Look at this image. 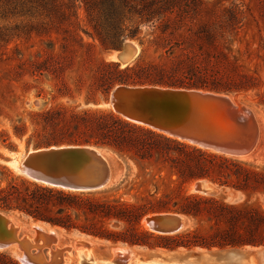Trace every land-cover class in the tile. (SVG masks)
<instances>
[{
    "label": "trees",
    "instance_id": "obj_1",
    "mask_svg": "<svg viewBox=\"0 0 264 264\" xmlns=\"http://www.w3.org/2000/svg\"><path fill=\"white\" fill-rule=\"evenodd\" d=\"M207 4V0H0V17L37 19L23 25L25 34L55 33L59 38V51H53L52 44L43 54L36 51L32 59L19 62L15 77L24 73L37 80L47 76L54 81L53 99L82 98L73 105L61 103L32 113L35 128L25 140L26 148L96 145L131 160L139 170L134 181L123 186L122 193L133 192L130 201L121 194L69 191L24 177L12 178L0 185V211L128 246L264 247V211L256 203H230L218 194L186 189L205 178L249 198L264 193L263 169L181 142L96 106L99 97L107 101L116 85L229 93L255 86L256 78L241 71L228 50L229 38L242 24V10L230 3L209 15ZM79 8L85 27L78 18ZM21 27L14 24L0 29V41L7 42ZM143 27L148 28L146 35ZM84 36L97 41L103 50L123 39H137L140 51L134 62L122 66L98 57L95 43ZM150 51L157 55L145 60ZM260 102L264 103V93ZM26 129L25 123L14 125L13 134L22 139ZM1 135L2 142L14 149L8 134ZM120 185L110 191L122 189ZM165 212L183 214L188 227L175 234H159L140 225L145 216ZM110 222L121 226L112 229ZM0 264L19 262L0 251Z\"/></svg>",
    "mask_w": 264,
    "mask_h": 264
},
{
    "label": "rangeland",
    "instance_id": "obj_2",
    "mask_svg": "<svg viewBox=\"0 0 264 264\" xmlns=\"http://www.w3.org/2000/svg\"><path fill=\"white\" fill-rule=\"evenodd\" d=\"M207 13L210 15L213 9L220 7H225L230 5V3H235L242 10V24L237 32L229 38L228 41V50L230 54L235 58L236 63L239 66V69L243 72L250 73L256 78V85L249 88L246 91L232 93L237 100L244 105L248 106L255 114V117L260 126V139L256 149L251 152V155L248 158H238L231 156L240 160L243 163H246L250 166L256 167L258 169L264 170V103L260 102V98L264 93V0H207ZM78 18L80 20L81 26L85 27L84 22V13L82 8L78 9ZM37 19L29 18L27 16L14 15L8 16L5 18L0 17V29L2 30L5 27H12L14 24H19L22 26L18 31H14V35L7 42L0 41V185H5L7 181L16 177H26L18 169V164L24 158L26 152L34 147L29 146L26 148L25 140L27 136L34 130L35 125L32 124L31 114L34 112H40L45 109H48L52 105L66 104L73 105L78 102H82V98H76L71 100L68 97H60L53 99L52 94L55 92L54 81L49 77L43 76L38 80L34 77H31L28 73H24L20 78L15 77L14 71L18 69V64L20 61H25L32 59L36 51L44 53L43 50H49V46L52 44L53 51H59V38L55 33H51L50 36H36L35 34H25L27 27L23 25L28 24L29 22H35ZM148 31L147 27H143V35ZM85 40L93 41L91 38L84 36ZM94 42V41H93ZM125 42V48L128 51L119 52L117 49H121V44ZM95 43V50L98 57H103L107 60H115L120 62L122 66L132 63L135 61L136 57L140 51V45L138 40L128 39L121 40L115 47H112L108 50H103L97 41ZM50 44V45H49ZM118 52V53H117ZM111 53H117L120 56H124L126 53L127 60L122 62L118 55L111 56ZM157 55L156 52L150 51L148 56L145 57V60L152 59ZM112 57V58H111ZM26 68V65L23 66ZM70 74V73H69ZM68 74V75H69ZM42 89V92H40ZM38 93L40 95H38ZM229 93V92H227ZM235 94H237L235 96ZM100 104L98 107L110 109V105L104 103L101 97ZM94 106V105H92ZM81 107H84L82 104ZM25 123L27 126L26 133L22 139L17 138L13 134V126ZM36 127H39L37 124ZM6 132L9 136L8 142H12L14 149H9L7 145L2 142L3 136L1 133ZM107 151L111 152L114 156L111 158V165L113 168V180L108 188L95 190L101 195H112L117 196L122 195V199L130 201L133 199L131 193H122L124 192V185L128 184L127 187L134 181L136 174L138 173V168L136 165L129 159L122 157L115 152H112L109 149ZM253 153V154H252ZM248 155V154H247ZM241 157V156H240ZM117 173V176H116ZM116 176V178H115ZM115 179V180H114ZM31 180V179H30ZM33 181V180H32ZM123 182V183H122ZM194 182L186 186V189L190 192H193L194 189L191 188ZM122 189L110 191L115 188L117 185ZM144 184L143 187H145ZM142 187V188H143ZM141 188V189H142ZM150 191H154V186H150ZM139 189V190H141ZM218 195L222 196L225 201L230 203H242L246 202L247 204L256 203L264 211V193H257L247 198L243 193L239 191H234L228 188H218ZM215 193V194H216ZM214 194V195H215ZM5 212V211H4ZM8 214L11 219L19 224L20 230L19 235H27L28 237H34V231L29 226L33 221L32 219L19 214L17 212H5ZM144 219V218H143ZM143 219L140 222V225L147 228V225L144 223ZM39 222V221H34ZM42 223V222H41ZM45 224V223H42ZM49 226V224H46ZM108 226L112 229H119L121 224L114 222L108 223ZM26 227V228H25ZM51 227V226H50ZM60 235H62V241L57 242V245L51 246L50 248L43 249V254L46 257H50L49 251L55 250L56 254L60 255L62 259V264H105L102 259L109 258V252L104 248L105 245L111 243H105L104 240H99L85 234L84 239L95 240V243L98 244L91 252V249L88 251L87 247L83 246L80 243L75 242L74 237L77 234L73 232L80 233L78 231H65L61 228L53 227ZM29 229V230H28ZM28 230V231H27ZM72 233V234H71ZM30 234V235H29ZM73 235V236H72ZM84 235V234H83ZM121 244V243H118ZM71 247V248H70ZM135 247L139 252L146 251L147 249L142 248L137 245L129 246ZM245 247H251L256 249L255 253V262L256 264H264V247L259 246L253 248L252 246H242L235 249H242ZM79 250H78V249ZM193 247L190 249L183 248L184 250L190 251H205L207 248ZM13 252L18 253V248H10ZM62 249V250H61ZM157 250H162L160 248H155ZM182 249V248H176ZM182 249V250H183ZM195 249V250H194ZM214 249V250H213ZM225 249V248H223ZM232 249V248H228ZM10 250V251H11ZM164 250V249H163ZM166 251H169L165 249ZM217 251L219 248H210L206 251ZM2 251V250H0ZM2 251L12 258L18 259L14 256L13 252ZM81 251V256L79 255ZM91 252V253H90ZM93 253V254H92ZM101 253V254H100ZM91 254V255H90ZM108 254V255H107ZM113 254V253H112ZM92 256V258H91ZM96 256V257H95ZM107 256V257H106ZM98 258V259H97ZM113 255L111 256V259ZM194 258V257H193ZM196 258V259H195ZM194 259L185 260L186 258L175 259L169 261L170 264H237L240 256L230 257L228 255L224 256H215V259L211 258L208 260H203V258L195 257ZM214 258V257H212ZM100 260V261H99ZM177 260V261H176ZM192 260V261H189ZM19 262V261H18ZM140 261L137 260L133 264H138ZM167 264L166 262H163ZM20 264V263H19ZM113 264V263H110ZM140 264V263H139ZM142 264H154L149 262H144Z\"/></svg>",
    "mask_w": 264,
    "mask_h": 264
},
{
    "label": "water",
    "instance_id": "obj_3",
    "mask_svg": "<svg viewBox=\"0 0 264 264\" xmlns=\"http://www.w3.org/2000/svg\"><path fill=\"white\" fill-rule=\"evenodd\" d=\"M125 50L123 42L121 49L116 51ZM231 94L196 88L116 85L104 103L109 104L113 112L129 122L146 126L201 149L239 157L256 149L260 139V126L254 112L231 97ZM102 148L105 147H34L21 160V173L34 182L50 187L76 192L99 190L110 185L114 175L110 161L100 152ZM218 188L205 178L194 181V190L200 194L214 195ZM145 217L147 228L159 234H175L189 225V220L180 213H153ZM17 226L8 214L0 211V250L16 245L18 253L23 257L20 264L59 263L61 257L56 251L52 257L43 254L44 248L55 245L51 237L39 233L34 240L41 244L32 246L22 239V235H19L20 227ZM142 248L153 250L158 247Z\"/></svg>",
    "mask_w": 264,
    "mask_h": 264
},
{
    "label": "bare ground",
    "instance_id": "obj_4",
    "mask_svg": "<svg viewBox=\"0 0 264 264\" xmlns=\"http://www.w3.org/2000/svg\"><path fill=\"white\" fill-rule=\"evenodd\" d=\"M126 51H128V50L126 49ZM117 53H111L110 55L114 56ZM126 54H128V53H126ZM126 54L124 56L120 57V60L122 62H126V60L128 58ZM236 95L237 94H235V96ZM231 97H233L234 99H237V98L234 97V94H231ZM106 149L107 148H102L100 150V152L111 163L112 162L111 158L114 156V154L112 155L111 152L107 151ZM250 155H251V153L248 154V155L241 156V157L239 156L238 158H246V157L248 158V156H250ZM18 169L21 172V162H20V164H18ZM111 172H112V169H111ZM116 176H117V173H116ZM116 176H115V178H116ZM106 188H108V187H104L102 189H106ZM191 188L194 189V183H193V185H191ZM8 217L11 219V217L9 215H8ZM145 219H146V217L143 219V221L146 224ZM12 222H14V221L12 220ZM15 224H17V223H15ZM17 225L19 226V224H17ZM29 226L34 231V237L30 238L27 235H23L22 239H25L32 246L33 245H37L38 246V245L41 244L40 242L36 243L35 240H34L36 235L39 234V233H44L45 235L51 237L53 242L55 243V246L57 245V242H59V241L61 242L63 240L62 239L63 238L62 235H60L52 226L51 227H50V225L47 226L46 223L42 224L41 222L32 221L29 224ZM73 233L77 234L75 236L72 235L74 237L75 242L80 243L83 246L87 247L88 251L91 249V252H92L94 250V248L96 246H98V244H96L95 240L93 241L92 238L90 240H88V238H87V240L84 239L83 236H85V234L83 235V233H77V232H73ZM22 239H19V240H22ZM12 247L18 248L16 245L12 246ZM12 247H10V248H12ZM10 248H8L6 250H2V251H7V252L11 253L12 250ZM253 248H255V247H253ZM103 249H105L107 252H109V255H110L108 259H106V258L102 259V261L105 264H110V263H113V264H133L137 260L140 261L139 262L140 264H142L144 262H149V263L152 262L154 264H165L163 262H166L167 264H170L169 261H173L175 259H178V261H179L180 258H181V260H182V258H186L185 260H187V258L194 259L195 257H198V259H200V257H201V258H203V260H206L208 263H210L208 261L210 258L212 260V259H215V256L220 257V256H224V255H228L230 257L240 256V259H239L237 264H256V262H255V253H256L255 250L256 249L254 250L251 247H245V248H242V249H240V248L239 249H235V248L228 249V248H225V249H219L217 251H213L214 249L212 251L211 250L210 251H206L207 249L205 251H202V249H201L200 251H195V252L193 250L192 251L184 250L183 248H182L183 250L182 249H177V250H169V251H166L165 249L164 250L163 249L162 250H157V249L149 250V249H147L146 251L139 252L137 250V248H135V247H129L128 245H125V244L111 243L109 245H105ZM55 250H57V249H55ZM55 250L53 251V250L50 249L49 254H50L51 257H52V254L55 252ZM198 250H199V248H198ZM78 253L80 255L81 251H79ZM13 254L18 259V261L20 263L23 262V257H22V255L20 253L13 252ZM112 255H113V258L111 259ZM212 257H214V258H212ZM91 258H92V256H91ZM189 261H192V260H189ZM62 262H63L62 259H60L59 263H57V264H62Z\"/></svg>",
    "mask_w": 264,
    "mask_h": 264
},
{
    "label": "crops",
    "instance_id": "obj_5",
    "mask_svg": "<svg viewBox=\"0 0 264 264\" xmlns=\"http://www.w3.org/2000/svg\"><path fill=\"white\" fill-rule=\"evenodd\" d=\"M120 55L118 54V58L120 59ZM98 239V238H97ZM99 240H104V239H99ZM104 242L107 244V243H120V242H111V241H107V240H104ZM123 244V243H121ZM126 245V244H125Z\"/></svg>",
    "mask_w": 264,
    "mask_h": 264
}]
</instances>
